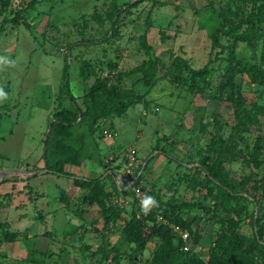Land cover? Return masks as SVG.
<instances>
[{"label": "rangeland", "instance_id": "obj_1", "mask_svg": "<svg viewBox=\"0 0 264 264\" xmlns=\"http://www.w3.org/2000/svg\"><path fill=\"white\" fill-rule=\"evenodd\" d=\"M128 1L133 6L121 11ZM2 25L0 56L15 66L0 70L8 93L0 103V173L36 175L10 174L0 185V222L9 224L0 229V264H150L161 238L143 251L130 241L129 222L141 208L124 192L137 180L160 209L137 233L155 222L173 224L162 213L176 206L202 235L198 244L188 241L189 255L223 257L224 237L235 232L244 248L257 242L256 260L264 262V84L257 69L249 74L241 64L264 71L262 40L253 39L264 33V13L253 0H0ZM150 59L159 65L155 80L165 79L147 94ZM66 61L82 109L132 90L149 105L48 132L57 113L75 110L63 85ZM206 68L193 78L191 71ZM48 133L52 162L101 183L82 188L39 175ZM213 174L226 177L232 196Z\"/></svg>", "mask_w": 264, "mask_h": 264}, {"label": "trees", "instance_id": "obj_2", "mask_svg": "<svg viewBox=\"0 0 264 264\" xmlns=\"http://www.w3.org/2000/svg\"><path fill=\"white\" fill-rule=\"evenodd\" d=\"M255 7L258 9L259 14L264 13V0H253ZM258 2L260 4L258 5ZM125 5L133 6L131 1L125 2L122 7L120 8L121 11L125 9ZM258 5V6H257ZM124 7V8H123ZM120 12V11H119ZM250 22V21H249ZM5 25L0 26V32L4 31ZM222 32L221 27L217 30V33L214 36V44L216 47L220 46V36L219 33ZM254 40L260 41L262 40V54L264 59V33L263 35H255L253 37ZM243 40H247L243 38ZM92 41L87 43H79L80 45H86L91 44ZM142 45L143 48L146 50V53L150 56L151 55V46L147 42L146 36L144 35L142 37ZM179 63V64H178ZM177 67L180 69V73L177 75V79L182 78L183 74V64L178 62ZM242 67L247 71L249 74H253L255 72V69L259 71V76L261 77V81L258 79V82H262L264 84V71L252 66L249 63H241ZM159 69V65L156 61L150 59L147 63V69L145 70L144 75V82L146 86H149L150 89L147 92L149 94L153 88L154 85L157 84V82L165 79V77H161L155 80L157 76V72ZM70 71H71V63L70 61H66L65 68L63 72V82H64V89L66 91V94L71 99V102L73 104V107L75 110H66L57 113L54 118L55 121L52 123V130L50 133H53L58 128H68L74 126L78 121L82 123H92L95 121H98L102 118H105L109 115H123L127 112V110L133 106L140 103H146L149 105L150 101L146 99V95L139 94L136 90L132 91H126L124 93H113L110 97L107 99H103L101 101H97L94 104L87 105L86 109H82L79 103L77 102V99L75 95L72 92L71 89V82H70ZM206 69L203 70H194L191 71L193 78L196 79L198 77H201L205 72ZM256 78V76L254 77ZM93 94L95 92V89L92 90ZM48 133L46 140H45V149L43 153V160L47 163L48 169L50 170L48 174L56 175L59 177L67 178L70 180H73V182L82 188H90L93 185L100 184L101 178L97 179H90L86 177H80L74 173L66 171L64 168V164L61 160L56 161L55 163L52 162L49 156L50 151V136L51 134ZM165 154L168 158L173 159L175 161H178L174 157H171L167 153ZM180 162V161H178ZM22 168L30 169V165H24ZM32 170H37L36 166L32 167ZM29 172H32L28 170ZM209 174V173H208ZM15 177L19 174L15 173L13 174ZM223 175V174H222ZM221 174H213V182L215 185H218L221 188L222 192H226L229 196H232V192H234V189L232 185H230V182L227 181V179H221ZM226 178V177H225ZM11 181L9 175L6 176L1 182V184L7 183ZM63 196L66 197V193L64 190ZM124 194H130V196H134L133 190L130 189L129 191L124 192ZM234 195V194H233ZM7 196V195H6ZM235 196V195H234ZM8 197H11V194L8 195ZM6 197L0 196V208L3 207L5 203H3L4 199ZM159 207H154L153 211L150 215H144L143 212L141 213V209L137 208L136 212L133 213V217L129 222V227L131 229V235L132 238H130L131 242H136L138 249L143 251L146 248V244L149 239L154 237L161 238L162 242L158 249L156 250L153 259L151 260L150 264H259L256 260L255 253L253 251V248L258 247V244L256 241H253L250 247L245 246V238L238 235L237 233L233 232L230 233L231 237L227 236L224 237L225 239H229L228 245L226 247L227 249V255L220 257L218 255L210 257L208 260H204L201 258H197L194 255H189L191 253L192 247L190 250L185 251V242L180 238L178 234H176L173 229L165 224H159L157 222L154 223V225L149 229L148 233H137V229L142 230L147 227L146 222L148 221H154L156 215H154L156 212H158ZM177 207L172 206L171 208H168L167 210L163 211L162 214H165L166 218L170 222L176 225H180L182 228L188 230L191 234V239H193L194 244H198L200 240L202 239V235L200 232H195L191 228L192 222L187 221L180 213L176 211ZM160 210V209H159ZM9 224L8 223H2L0 222V229H8ZM135 229V230H134ZM7 236L9 233H5ZM235 238V239H234ZM255 247V248H256ZM183 251L184 254H186V257L180 258L179 252ZM188 254V255H187ZM264 264V262L262 263Z\"/></svg>", "mask_w": 264, "mask_h": 264}, {"label": "built area", "instance_id": "obj_3", "mask_svg": "<svg viewBox=\"0 0 264 264\" xmlns=\"http://www.w3.org/2000/svg\"><path fill=\"white\" fill-rule=\"evenodd\" d=\"M24 0H14V4L17 6L21 4ZM132 162H135V159L133 157L130 158ZM134 191V199L136 200L137 204L140 207V201L145 195H150L148 190H146V185L144 183H140L139 180H137L136 184L133 187ZM154 208V207H153ZM153 208L150 210V212L147 215H150L153 211ZM166 225L170 226L173 231L180 236V238L185 242L184 250L188 251L191 249V245L188 243V241L191 238V234L188 230L182 228L180 225L176 224H168Z\"/></svg>", "mask_w": 264, "mask_h": 264}, {"label": "clouds", "instance_id": "obj_4", "mask_svg": "<svg viewBox=\"0 0 264 264\" xmlns=\"http://www.w3.org/2000/svg\"><path fill=\"white\" fill-rule=\"evenodd\" d=\"M15 61L7 56H0V70L5 67H14ZM8 99V93L5 92L3 87H0V103L5 102ZM153 207H158V203L155 197L145 195L140 201V208L144 215H147Z\"/></svg>", "mask_w": 264, "mask_h": 264}, {"label": "water", "instance_id": "obj_5", "mask_svg": "<svg viewBox=\"0 0 264 264\" xmlns=\"http://www.w3.org/2000/svg\"><path fill=\"white\" fill-rule=\"evenodd\" d=\"M52 123H53V121H52V122L50 123V125H49V131H48V132H51V130H52ZM49 171H50V170L48 169V165H47V163L45 162V168H44L43 171H41V172L39 173V175L48 174ZM19 172H20V173H22V172H26V173H28V175H29L30 177H33V176L36 175V173L29 172V171H24L23 169L5 170V171H3V172L0 173V181H1L3 178H5L6 176L10 175V174H15V173H19Z\"/></svg>", "mask_w": 264, "mask_h": 264}]
</instances>
